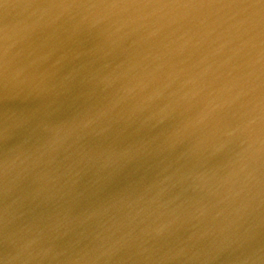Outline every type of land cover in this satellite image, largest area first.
Masks as SVG:
<instances>
[{
  "label": "water",
  "instance_id": "95a60500",
  "mask_svg": "<svg viewBox=\"0 0 264 264\" xmlns=\"http://www.w3.org/2000/svg\"><path fill=\"white\" fill-rule=\"evenodd\" d=\"M14 2L0 264H264V0Z\"/></svg>",
  "mask_w": 264,
  "mask_h": 264
},
{
  "label": "bare ground",
  "instance_id": "6f19581e",
  "mask_svg": "<svg viewBox=\"0 0 264 264\" xmlns=\"http://www.w3.org/2000/svg\"><path fill=\"white\" fill-rule=\"evenodd\" d=\"M15 4H16V2H14V0H0V7H16ZM7 21H8V19L5 20L3 23H6ZM3 23H0V32L3 33L4 31L7 32V29H12L13 30L12 31V37L14 39L15 38L16 39H20L21 38L20 36H22L21 35L22 33L20 32L19 29H17V26L16 27L15 26L12 27L15 23H12V24H3ZM6 32H5L4 39L5 40H10V39L12 40L13 38L11 36H9L8 33H6ZM14 42H16V41L14 40ZM14 112L16 114H18L17 116H19V117L21 116V110L20 109H16ZM229 138H230L229 133L225 134L224 137H223L224 140H228ZM226 152H229V150H224L223 149L220 152V154L224 153L225 155H228ZM199 154H200V157L202 159H204L206 154L212 159L217 155L216 152L204 153V150L200 151ZM189 160H190L189 158H185L184 162L180 163L179 166L180 167L183 166V165L188 166ZM245 180H246L247 184H249V186H251L253 184V182H254L252 178H246ZM236 190L239 191L240 188L236 187ZM256 224H257V222H252L250 219L241 222L240 226L243 229V233H237V237L238 238L239 237H244V238H246V241H247V238L251 239V240H256L258 238L257 237V235H258V227H257ZM263 241H261V243H263ZM255 256H256V250L254 251V253H251L248 257H249V259L253 260L255 258ZM256 264H260V263L257 262Z\"/></svg>",
  "mask_w": 264,
  "mask_h": 264
}]
</instances>
